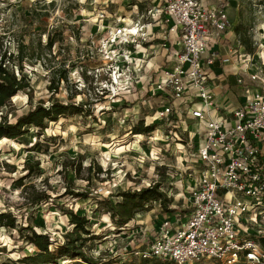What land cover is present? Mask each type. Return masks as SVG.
Here are the masks:
<instances>
[{
  "label": "rangeland",
  "instance_id": "rangeland-1",
  "mask_svg": "<svg viewBox=\"0 0 264 264\" xmlns=\"http://www.w3.org/2000/svg\"><path fill=\"white\" fill-rule=\"evenodd\" d=\"M136 2L140 7L135 8ZM223 8L231 20L228 31L236 39L217 33L225 38L220 50H247L237 32L240 26V33L250 38L254 59L264 61L260 0H225ZM163 18L159 0H0V54L11 57L19 77L20 62L31 82L27 93L11 99L4 114L13 122L31 105L49 106L53 99L84 109L51 121L44 134L30 127L28 144L0 140V211H12L19 226L29 223L50 234L54 244L74 229L71 216L59 206L86 216L99 238L84 249L98 264H138L142 257L136 252L152 243L162 220L183 218L188 212L195 149L180 142L183 137L170 117L159 113L164 102L185 109L168 87L163 90L165 72L184 48L182 37ZM137 21L148 24L149 36L112 51L107 43L111 30ZM63 70L66 79L60 77ZM182 114V131L194 130L195 120ZM141 122L153 128L150 135L130 131ZM157 183L170 200L168 209L149 203L117 229L106 200L116 199L113 194L119 190ZM69 191L88 192L90 197L77 199ZM42 193L52 201L34 205ZM35 252L17 229L0 225V264H30L21 260ZM152 260L149 264H167ZM53 264L82 263L63 257Z\"/></svg>",
  "mask_w": 264,
  "mask_h": 264
},
{
  "label": "built area",
  "instance_id": "built-area-1",
  "mask_svg": "<svg viewBox=\"0 0 264 264\" xmlns=\"http://www.w3.org/2000/svg\"><path fill=\"white\" fill-rule=\"evenodd\" d=\"M203 0H159L163 21L182 37L184 50L173 69L166 70L163 90L170 89L180 105L163 103L160 117L177 116L172 126L182 128L184 114L195 120L184 128L194 148V183L188 189L185 217H167L158 225L152 243L136 253L167 264H264V87L261 57L245 50L222 55L213 49L217 33L230 29L223 8ZM148 14H146V18ZM148 24L113 28L108 44L113 50L149 36ZM103 48V46H102ZM127 57V56H125ZM217 59L232 64L244 94L239 106H221L213 91L211 66ZM181 113V114H180ZM170 123V122H169ZM255 225V226H254ZM258 227L260 228H257Z\"/></svg>",
  "mask_w": 264,
  "mask_h": 264
},
{
  "label": "trees",
  "instance_id": "trees-1",
  "mask_svg": "<svg viewBox=\"0 0 264 264\" xmlns=\"http://www.w3.org/2000/svg\"><path fill=\"white\" fill-rule=\"evenodd\" d=\"M260 3L264 6V0H260ZM138 7H140V4H138ZM240 29L239 26L237 32L241 38V45L247 49L245 51L252 54L254 50L250 38L243 36L240 33ZM49 43L51 44L52 41ZM10 59L11 57L5 52L0 54V140L9 138L28 144L30 141L28 138L30 127H34L38 133L44 134L51 121H56L68 114L79 115L84 113V109L79 105L53 99L49 106H45L43 103L31 105L26 111L18 115L15 121L9 120L7 114H4L3 109L11 104V99L14 96L20 92L27 93V90L31 87L30 79L23 72L22 64L20 62L17 64L21 71V76L19 77L11 68ZM66 73V70L60 72L61 79H66ZM169 117V121L173 123L178 119L175 114ZM178 130L183 137L181 140L184 142L188 141V133L183 132L181 128ZM130 131L132 133L150 135L153 128L148 125L145 126L144 122H141L133 126ZM30 166L32 167V165ZM160 187L161 184L157 183L154 186L140 190H119L113 194L117 197L116 199H107V211L114 226L121 230L127 223L135 219L139 213L144 211L149 203L159 202L162 207L168 209V202L170 200L167 198L166 192ZM68 193L77 199L90 197V193L88 192L69 191ZM51 199L50 194L42 193L33 203L34 205H38L52 201ZM59 207L63 213L71 216V223L74 225V229L65 235L63 242H57L56 244L53 243L50 234L38 232L32 224L28 223L19 226L17 224V217L12 211H0V225L9 229H17L19 236L36 248L35 253L24 257L21 261L30 264H53L63 257H69L79 259V262L82 264H98L99 262L84 249L88 241L99 238L98 235L93 234V231H91L89 218L77 214L73 210ZM260 241L264 245V237L260 238ZM152 259L142 258L138 264H149L150 261H153Z\"/></svg>",
  "mask_w": 264,
  "mask_h": 264
},
{
  "label": "crops",
  "instance_id": "crops-1",
  "mask_svg": "<svg viewBox=\"0 0 264 264\" xmlns=\"http://www.w3.org/2000/svg\"><path fill=\"white\" fill-rule=\"evenodd\" d=\"M140 1V0H139ZM204 3L209 4V5H214L216 3V0H203ZM138 3H134L135 8H137ZM147 13H145L146 15ZM136 17V16H135ZM137 19V17H136ZM170 26V25H169ZM227 32V34H226ZM224 32L226 35L225 37L228 38V40H233L236 39V35L234 32L232 31H226ZM225 39V38H224ZM224 39H220L217 38V41L213 44V49L212 50H217L219 51L222 55H226L229 50H220V47L222 46V44H220L221 40ZM177 63V62H176ZM176 64L174 63V65L172 64L171 69L174 68ZM224 66H229L231 71L227 72L226 69L224 68ZM225 70V72H224ZM210 73H211V77H212V85H213V91L216 94V99L217 102L221 105V106H239L244 102V94L242 91L241 86L238 85L237 83V76L235 75V69L233 67L232 64H224L221 59H217L216 62L214 63L213 66H211L210 68ZM248 77V75H244L243 74V78L246 80L247 84L250 85H256L255 83H253L250 78H246ZM216 79H218V81H216ZM249 79V80H247ZM258 84V83H257ZM264 90V87H261ZM239 90V91H237ZM223 92H225V94H222Z\"/></svg>",
  "mask_w": 264,
  "mask_h": 264
}]
</instances>
